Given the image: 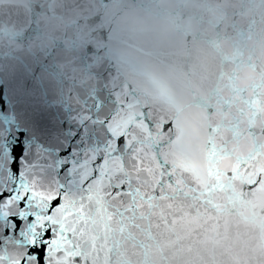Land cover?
Here are the masks:
<instances>
[{
  "label": "water",
  "instance_id": "water-1",
  "mask_svg": "<svg viewBox=\"0 0 264 264\" xmlns=\"http://www.w3.org/2000/svg\"><path fill=\"white\" fill-rule=\"evenodd\" d=\"M57 190L52 264H264V0H0V192Z\"/></svg>",
  "mask_w": 264,
  "mask_h": 264
},
{
  "label": "snow or ice",
  "instance_id": "snow-or-ice-1",
  "mask_svg": "<svg viewBox=\"0 0 264 264\" xmlns=\"http://www.w3.org/2000/svg\"><path fill=\"white\" fill-rule=\"evenodd\" d=\"M8 151L9 156L12 157L9 162L10 171L17 172L16 158L22 156L21 144L15 143ZM26 196L28 199L25 198ZM0 198H3L5 202L16 198L17 212L10 214L6 230L9 232L14 230L18 234L22 229L24 230L27 242L25 253H31L30 258L33 264H52V261L56 259L55 253H62L61 259L80 257L81 261L83 260L79 245L75 250L69 251L72 245L67 239L69 233L76 235L83 213L80 209H69L65 206L64 193L57 190L54 195L47 196L46 206L40 207L39 214L35 211H25L29 207L31 193L21 191L17 196V193L13 192L9 197L7 193L0 192Z\"/></svg>",
  "mask_w": 264,
  "mask_h": 264
},
{
  "label": "clouds",
  "instance_id": "clouds-1",
  "mask_svg": "<svg viewBox=\"0 0 264 264\" xmlns=\"http://www.w3.org/2000/svg\"><path fill=\"white\" fill-rule=\"evenodd\" d=\"M62 2H65V0H62ZM66 2H67L68 4H73V3H74V0H66ZM81 2H82V3H85V5H86L87 3H90L91 0H81ZM73 11H75V9H73Z\"/></svg>",
  "mask_w": 264,
  "mask_h": 264
}]
</instances>
